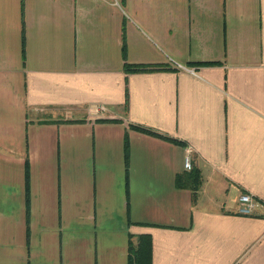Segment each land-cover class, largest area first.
<instances>
[{
    "label": "crops",
    "instance_id": "obj_1",
    "mask_svg": "<svg viewBox=\"0 0 264 264\" xmlns=\"http://www.w3.org/2000/svg\"><path fill=\"white\" fill-rule=\"evenodd\" d=\"M138 234L264 264V0H0V264H127Z\"/></svg>",
    "mask_w": 264,
    "mask_h": 264
},
{
    "label": "trees",
    "instance_id": "obj_2",
    "mask_svg": "<svg viewBox=\"0 0 264 264\" xmlns=\"http://www.w3.org/2000/svg\"><path fill=\"white\" fill-rule=\"evenodd\" d=\"M150 68H145L140 65L136 64H130L125 63L124 65V71L126 73L129 72H138V71H144L148 70ZM132 128L145 132L151 135H155L167 140H170L172 142H175L177 144L184 145V142L181 140L174 139L172 137L162 135L158 132H155L147 127L141 126V125H131ZM124 151H125V162L127 165L128 161V142L125 141L124 144ZM26 172H25V178H26V184H28V164H26ZM200 182V176L197 170H190L184 175H177L175 178V184L177 187H188L190 188L193 193L198 189V185ZM131 238V235H130ZM127 264H152V239L151 235L149 234H138L136 236V241H132L129 239L128 243V256H127Z\"/></svg>",
    "mask_w": 264,
    "mask_h": 264
},
{
    "label": "built area",
    "instance_id": "obj_3",
    "mask_svg": "<svg viewBox=\"0 0 264 264\" xmlns=\"http://www.w3.org/2000/svg\"><path fill=\"white\" fill-rule=\"evenodd\" d=\"M100 110H104L102 105H92L91 113L96 115ZM183 166L186 171L191 170V153L188 150L184 156ZM237 213L241 215H251L253 211L260 206V202L247 193H241L238 198Z\"/></svg>",
    "mask_w": 264,
    "mask_h": 264
}]
</instances>
